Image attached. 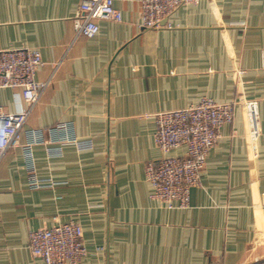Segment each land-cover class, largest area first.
Returning <instances> with one entry per match:
<instances>
[{
	"label": "crops",
	"instance_id": "1",
	"mask_svg": "<svg viewBox=\"0 0 264 264\" xmlns=\"http://www.w3.org/2000/svg\"><path fill=\"white\" fill-rule=\"evenodd\" d=\"M83 0H0V48L41 51L51 79L24 127L70 123L92 147L33 146L44 186L33 188L26 149L0 161V264H45L28 246L31 230L70 219L84 230L78 264H264V0H201L177 9L171 28L140 27V0H116L121 21L99 20L77 35ZM240 96L258 101L255 154L245 111L210 150L187 208L151 198L146 165L162 157L155 114ZM21 91L0 88V112L25 107ZM58 154H54L51 147ZM184 147L172 151L182 153Z\"/></svg>",
	"mask_w": 264,
	"mask_h": 264
},
{
	"label": "built area",
	"instance_id": "2",
	"mask_svg": "<svg viewBox=\"0 0 264 264\" xmlns=\"http://www.w3.org/2000/svg\"><path fill=\"white\" fill-rule=\"evenodd\" d=\"M201 0H140L143 29L171 28L169 17L179 8L197 5ZM116 0H83L73 16L77 35L94 37L100 30L99 20L121 21V10ZM44 64L40 50L29 47L0 48V88L19 89L26 106L16 111L0 112V161L11 147L23 145L26 149L30 184L33 188L44 186L35 165L33 146L45 141L48 132L51 142L73 144L79 149L92 147L90 140H80L70 123H61L46 129L29 130L28 141L22 144L25 124L50 80L37 78V70ZM245 111L248 139L253 152L258 150L261 120L258 101L246 97L219 101L203 96L198 102L181 108L167 109L155 114V144L162 157L146 165V177L151 184V198L168 208H187L191 204V190L201 184L210 150L221 136V128L232 123L236 108ZM184 147L182 153L172 151ZM61 147H51L56 155ZM264 209V192L262 194ZM82 224L70 219L51 227H41L29 233V248L45 264H78L88 253L83 239Z\"/></svg>",
	"mask_w": 264,
	"mask_h": 264
}]
</instances>
